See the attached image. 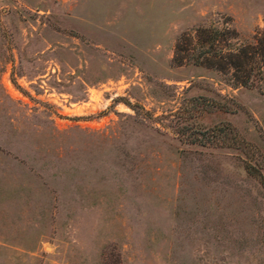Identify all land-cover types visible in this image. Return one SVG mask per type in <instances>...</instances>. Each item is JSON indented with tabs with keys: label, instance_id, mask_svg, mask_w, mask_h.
Masks as SVG:
<instances>
[{
	"label": "rangeland",
	"instance_id": "374dc122",
	"mask_svg": "<svg viewBox=\"0 0 264 264\" xmlns=\"http://www.w3.org/2000/svg\"><path fill=\"white\" fill-rule=\"evenodd\" d=\"M196 25L264 0H0V264H264V66L172 64Z\"/></svg>",
	"mask_w": 264,
	"mask_h": 264
},
{
	"label": "trees",
	"instance_id": "16d2710c",
	"mask_svg": "<svg viewBox=\"0 0 264 264\" xmlns=\"http://www.w3.org/2000/svg\"><path fill=\"white\" fill-rule=\"evenodd\" d=\"M171 63L202 65L224 74L233 87H254L261 80L264 66V25L253 34L251 41H241L236 30L228 26L187 28L173 43ZM244 168L264 187V178L258 170H253L249 164Z\"/></svg>",
	"mask_w": 264,
	"mask_h": 264
}]
</instances>
